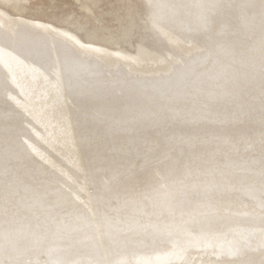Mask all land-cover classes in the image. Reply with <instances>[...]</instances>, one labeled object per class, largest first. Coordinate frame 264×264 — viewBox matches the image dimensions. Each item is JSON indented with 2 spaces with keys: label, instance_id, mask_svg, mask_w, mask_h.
Instances as JSON below:
<instances>
[{
  "label": "rangeland",
  "instance_id": "374dc122",
  "mask_svg": "<svg viewBox=\"0 0 264 264\" xmlns=\"http://www.w3.org/2000/svg\"><path fill=\"white\" fill-rule=\"evenodd\" d=\"M106 1L91 13L82 10L88 0H0V25L9 30L16 24L21 30L27 23L43 21L44 29L49 30L73 18L75 37L90 41L104 55L102 63L81 66L80 78L69 80L99 92L93 101L95 108L106 110L113 118L153 124L157 140L151 152L139 163L118 164L104 182L105 193L111 198L142 203V212L134 216L126 213V219L157 227L159 220L150 216L148 202L178 193H197L201 198L221 201L209 209L201 206V214L195 217L199 222L192 214L178 218L181 223L186 218L190 224L197 223L204 234L201 244L185 234L188 224H181L179 236L151 241V248L161 253L166 264H264V162L231 170L221 166L224 158L218 155L211 157L210 165L208 155L195 158L200 149L205 153V143L245 140L260 128L258 122L244 117H264V0H231L229 12L221 8L228 0ZM211 6L219 12L213 13ZM161 10L165 17L154 21L152 15L157 11L160 16ZM228 16L231 23L224 26L221 21ZM200 18L201 23L197 22ZM30 40L18 41L28 44ZM112 49H119L124 56L109 63ZM139 52L145 58L135 62L127 57ZM50 72L45 71V76ZM41 77L38 74L36 80L53 83V79ZM26 97L21 93L14 102L22 103ZM164 117L165 124L157 126ZM168 129L178 143L161 148ZM184 137L193 141L186 144ZM198 160L186 169V162ZM157 168L164 173L162 177ZM53 217L28 209L16 223L25 228L49 225ZM75 220L83 221L81 215ZM254 224L259 227L254 232L216 237L233 226L247 229ZM168 226L165 223L163 228ZM106 248L109 253L104 255ZM115 249L113 243L104 245L100 239L88 247L90 254L104 262L114 256ZM118 250L152 260V250L146 251L141 239L133 245L121 243ZM36 260L35 264L46 262L43 254L36 255Z\"/></svg>",
  "mask_w": 264,
  "mask_h": 264
},
{
  "label": "bare ground",
  "instance_id": "6f19581e",
  "mask_svg": "<svg viewBox=\"0 0 264 264\" xmlns=\"http://www.w3.org/2000/svg\"><path fill=\"white\" fill-rule=\"evenodd\" d=\"M104 1L88 0L82 10L92 13L94 8L106 5L107 1ZM221 8L229 12L231 0ZM210 10L219 12L214 6ZM159 12L160 16L152 15L154 21L165 17L166 13ZM231 20L228 16L221 22L227 26ZM42 22L27 23L21 30L16 24L9 30L0 25V231H3L0 234V264H35L36 255L40 254L46 260L44 264H128L130 260L133 264H166L161 253L151 248V241L181 235V224H188L185 234L201 244L204 234L197 223L190 224V218L181 223L178 218L180 214H192L199 222L195 217L201 214V206L209 209L220 200L184 192L169 199L150 201L147 207L153 214L150 216L159 220L154 227L152 223L145 226L125 218L126 213L134 216L142 212V203L137 199H113L105 193L104 182L116 166L143 161L151 152L152 144L156 143L157 133L151 122L113 118L106 110L95 108L93 101L99 92L80 85L86 90L81 93L70 87L69 78H80L81 66L103 61L104 51L92 46L88 40L75 37L77 27L73 18L60 27L52 25L49 30L44 29ZM197 22L201 23V18ZM23 39L31 40L28 44L18 41ZM143 52L127 57L136 62L145 58ZM110 54L109 63L124 56L119 49H112ZM45 71L52 72L45 76ZM38 74L53 79V83L36 80ZM60 77L66 79L55 82ZM21 93H26L27 97L22 103H15L14 99ZM191 118L196 120L195 114H191ZM244 118L258 122V131L245 140L229 142L223 139L216 145L205 143V153L200 149L195 158L208 155L210 165L211 157L218 155L224 158L221 166L231 170L250 163H263L264 117ZM165 122L164 117L157 126H163ZM184 139L186 144L193 141ZM199 140L201 142V137ZM177 143L168 129L160 147ZM196 163L199 160L186 162V169ZM159 168L157 171L162 177L164 173ZM28 209L42 217H54L49 225L39 223L21 227L16 219L25 215ZM82 213L88 217L91 227L84 221L75 220ZM104 215L117 221L115 227L119 234L113 231L115 238L112 240L109 239L112 236L102 235V232H108L100 224ZM165 223L169 225L167 229L163 228ZM258 229L257 224L247 229L233 226L224 234L216 233V237ZM96 239L104 245L113 243L116 247L114 256H108L104 262L90 254L88 247ZM140 239L146 251L152 250L151 261L118 250L121 243L133 245ZM108 253L107 248L104 249L103 254Z\"/></svg>",
  "mask_w": 264,
  "mask_h": 264
},
{
  "label": "snow or ice",
  "instance_id": "6c2138e0",
  "mask_svg": "<svg viewBox=\"0 0 264 264\" xmlns=\"http://www.w3.org/2000/svg\"><path fill=\"white\" fill-rule=\"evenodd\" d=\"M69 86L73 87L74 89H76L77 91L84 93L86 90L78 85V84H73V82L71 81V79L69 80ZM205 192L207 193L208 190L206 189ZM261 208L262 210H264V195H262L261 197ZM81 219L85 222L86 225H88L89 227H91V224L88 220V217L86 215H84L83 213L81 214ZM117 221H115L114 217L108 216V215H104L103 217L100 218V224H101V228L104 229H108L107 233L102 232V235L106 234L109 236H112V238H115V236H113V231H115L116 235L119 234V229L115 227Z\"/></svg>",
  "mask_w": 264,
  "mask_h": 264
}]
</instances>
